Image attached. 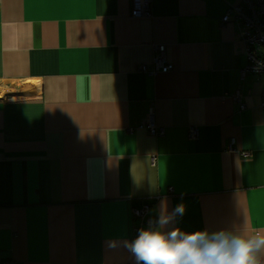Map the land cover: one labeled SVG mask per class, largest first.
Here are the masks:
<instances>
[{
	"label": "crops",
	"instance_id": "1",
	"mask_svg": "<svg viewBox=\"0 0 264 264\" xmlns=\"http://www.w3.org/2000/svg\"><path fill=\"white\" fill-rule=\"evenodd\" d=\"M242 3L0 0V260L136 264L133 211L164 198L168 227L264 234V75L223 24Z\"/></svg>",
	"mask_w": 264,
	"mask_h": 264
},
{
	"label": "clouds",
	"instance_id": "2",
	"mask_svg": "<svg viewBox=\"0 0 264 264\" xmlns=\"http://www.w3.org/2000/svg\"><path fill=\"white\" fill-rule=\"evenodd\" d=\"M185 211L179 204L169 213L166 198L161 200L157 218L135 240L124 242L136 264H264V234H249L246 223L239 230L215 232L168 227Z\"/></svg>",
	"mask_w": 264,
	"mask_h": 264
},
{
	"label": "built area",
	"instance_id": "3",
	"mask_svg": "<svg viewBox=\"0 0 264 264\" xmlns=\"http://www.w3.org/2000/svg\"><path fill=\"white\" fill-rule=\"evenodd\" d=\"M243 3L232 6L227 15L223 18V24L230 21V16L234 13L235 20L241 26L242 42L246 47L248 65L243 70V76L246 73H253L257 76L264 75V0H242ZM133 18L147 17L151 15V0H132ZM165 46L159 45L156 47V62L157 70L162 73H168L173 70V66L168 64L165 59ZM146 70V68H141ZM147 72V71H144ZM264 97V93H263ZM237 103L240 104L241 110H244L245 105L242 103L241 94L237 92L234 96ZM151 127L153 123L151 122ZM164 129L160 131L157 127L154 133L157 135L163 134ZM172 191V190H170ZM149 207L145 206L141 209H134L133 215L141 221V227L135 228V238L138 236L140 229L148 227V221L154 220L149 217ZM0 264H16L14 260H0Z\"/></svg>",
	"mask_w": 264,
	"mask_h": 264
},
{
	"label": "rangeland",
	"instance_id": "4",
	"mask_svg": "<svg viewBox=\"0 0 264 264\" xmlns=\"http://www.w3.org/2000/svg\"><path fill=\"white\" fill-rule=\"evenodd\" d=\"M5 94H0V98L4 97Z\"/></svg>",
	"mask_w": 264,
	"mask_h": 264
}]
</instances>
